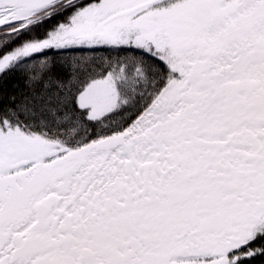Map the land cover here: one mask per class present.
Returning <instances> with one entry per match:
<instances>
[{"label":"snow or ice","instance_id":"obj_1","mask_svg":"<svg viewBox=\"0 0 264 264\" xmlns=\"http://www.w3.org/2000/svg\"><path fill=\"white\" fill-rule=\"evenodd\" d=\"M0 264H264V0H0Z\"/></svg>","mask_w":264,"mask_h":264}]
</instances>
